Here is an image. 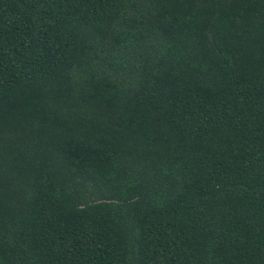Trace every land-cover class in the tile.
<instances>
[{
  "label": "trees",
  "instance_id": "1",
  "mask_svg": "<svg viewBox=\"0 0 264 264\" xmlns=\"http://www.w3.org/2000/svg\"><path fill=\"white\" fill-rule=\"evenodd\" d=\"M0 264H264V0H0Z\"/></svg>",
  "mask_w": 264,
  "mask_h": 264
}]
</instances>
